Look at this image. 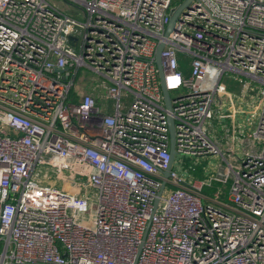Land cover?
<instances>
[{
  "label": "built area",
  "instance_id": "2783aa9c",
  "mask_svg": "<svg viewBox=\"0 0 264 264\" xmlns=\"http://www.w3.org/2000/svg\"><path fill=\"white\" fill-rule=\"evenodd\" d=\"M175 1L63 0L80 19L0 0L1 264H264V0H198L165 37ZM82 68L110 83V104L77 91ZM235 75L259 98L241 157L208 135ZM170 117L176 156L223 162L208 174L173 162L167 177Z\"/></svg>",
  "mask_w": 264,
  "mask_h": 264
},
{
  "label": "rangeland",
  "instance_id": "374dc122",
  "mask_svg": "<svg viewBox=\"0 0 264 264\" xmlns=\"http://www.w3.org/2000/svg\"><path fill=\"white\" fill-rule=\"evenodd\" d=\"M51 1L56 3L59 6V8L65 14L74 16V10H76V14H77L78 18L83 19V14H81V12L78 9H75L70 4L63 2V0H51ZM176 1H180V0H176ZM178 62H179V66H180L181 70L185 73V75H190L191 74L192 57L190 55L180 53V54H178ZM233 77L236 78L235 80L239 81L240 83H243V85H245L246 83H249V79L246 77H240V76H236V75ZM240 80H242V81H240ZM109 85H110V83L108 81H106L102 76L97 74L96 72L92 71L91 69L82 68L79 71L76 89L79 93H91L92 92L96 95V97L101 98L102 104L108 105V104H110V102L106 100V96H107L106 87ZM250 90H251V92L255 91L254 93L257 92V88H255V87L250 88ZM181 93H182V90H179V91H174L171 94L173 97H175L177 95H180ZM124 104H128V101L124 100ZM253 121H254V124L257 125L258 116L255 115V118L253 119ZM248 125H250V124H249V120H248L247 116H244L243 120L238 123L239 129L240 128L244 129V134H243L244 138H246V134H248V132L251 133L255 129V126H254L252 129L249 130ZM209 128H210V126L208 127V129ZM210 130H211V128L209 129V134H210ZM222 148L225 150V154L230 153V151L227 150V147H222ZM248 151H251V148L249 147V145H244L241 147V149H239V150L237 149V152L239 154H242V156H244L245 153ZM206 160H207L208 166L212 165L213 158L206 157ZM204 165L205 164H201V163L198 165L195 163V159L190 158V157H181L180 155H177L175 158V161H174L175 169L186 171L187 173H190V174H193V173L203 174V171L206 170ZM37 172L40 173L46 181H49V180L54 181L61 188H63L65 186L63 181H61V180L57 181L56 175L53 172V170L43 167V168H38ZM187 173H185V174L187 175ZM187 176H188V178H191V175H187ZM82 181L85 182V179L82 178ZM49 183H51V182L49 181ZM68 186L71 187V189L73 188V186H70V185H68ZM222 187H223L222 185L214 184L213 187H206L204 192L206 194L212 196L217 191V188H222Z\"/></svg>",
  "mask_w": 264,
  "mask_h": 264
},
{
  "label": "crops",
  "instance_id": "0c3cea01",
  "mask_svg": "<svg viewBox=\"0 0 264 264\" xmlns=\"http://www.w3.org/2000/svg\"><path fill=\"white\" fill-rule=\"evenodd\" d=\"M235 79L236 78L233 76L224 78L227 93L224 94V96H221V105H219V111L210 125L211 130L210 134L208 131V135L221 148L227 147V150H232L234 154L241 157L242 154H239L237 149H241L244 145L250 146V132H248L246 138H244V129H239L238 123L243 120L244 116H247L250 124L248 125L249 130L254 126L256 127L253 119L255 118V115H257L256 109L259 103V98H257V94L254 93L255 91L251 92L247 85H243V83H240ZM222 150L225 153L223 148ZM211 158H213V161L212 165L209 166L205 159L207 165L206 170L203 171L204 173H211L215 169L214 166L216 164L219 165V163L223 162L221 157Z\"/></svg>",
  "mask_w": 264,
  "mask_h": 264
},
{
  "label": "water",
  "instance_id": "95a60500",
  "mask_svg": "<svg viewBox=\"0 0 264 264\" xmlns=\"http://www.w3.org/2000/svg\"><path fill=\"white\" fill-rule=\"evenodd\" d=\"M198 0H184L181 5H178L173 13L172 16L170 17V20L168 22V26L166 29L165 37H168L170 33L175 29L176 24L178 23V19L181 17V14L188 8L191 7V5ZM69 42L75 46L77 39L76 37L70 36ZM165 47V43L161 42L156 50V65L159 71V78H160V83H161V89L162 93L164 94V100H165V105L168 110H172V99L170 96V92L167 88V83H166V75H165V70L163 67V61H162V52ZM169 127H170V136H171V147H170V154H171V160H170V165L168 170L165 172V175L169 177L170 171L172 169V164L174 162V158L176 156V149H175V123L172 117L169 119ZM165 185V184H164ZM164 185L162 189L164 188ZM1 264V263H0ZM3 264H10V263H3ZM12 264H51V263H44V262H27V263H12Z\"/></svg>",
  "mask_w": 264,
  "mask_h": 264
},
{
  "label": "trees",
  "instance_id": "16d2710c",
  "mask_svg": "<svg viewBox=\"0 0 264 264\" xmlns=\"http://www.w3.org/2000/svg\"><path fill=\"white\" fill-rule=\"evenodd\" d=\"M183 1H184V0L175 1V2H174V5H175V6L181 5V3H182Z\"/></svg>",
  "mask_w": 264,
  "mask_h": 264
},
{
  "label": "bare ground",
  "instance_id": "6f19581e",
  "mask_svg": "<svg viewBox=\"0 0 264 264\" xmlns=\"http://www.w3.org/2000/svg\"><path fill=\"white\" fill-rule=\"evenodd\" d=\"M172 80H174V79H172Z\"/></svg>",
  "mask_w": 264,
  "mask_h": 264
}]
</instances>
